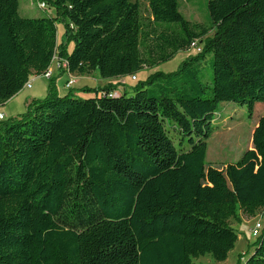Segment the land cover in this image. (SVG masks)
I'll return each mask as SVG.
<instances>
[{
    "label": "trees",
    "instance_id": "trees-1",
    "mask_svg": "<svg viewBox=\"0 0 264 264\" xmlns=\"http://www.w3.org/2000/svg\"><path fill=\"white\" fill-rule=\"evenodd\" d=\"M145 1L147 17L138 0H41L55 17L22 18L18 0H0V106L54 57L72 75L136 81L200 45L131 94L59 95L48 78L44 98L0 121V264L222 263L238 240L230 221L264 220V0H209V26L186 21L178 0ZM228 102L254 116L252 149L204 185L206 142ZM261 226L243 264H264Z\"/></svg>",
    "mask_w": 264,
    "mask_h": 264
},
{
    "label": "rangeland",
    "instance_id": "rangeland-1",
    "mask_svg": "<svg viewBox=\"0 0 264 264\" xmlns=\"http://www.w3.org/2000/svg\"><path fill=\"white\" fill-rule=\"evenodd\" d=\"M140 3V10L143 17H147V3L145 0H138ZM209 0H178L179 11L183 18L191 23H198L204 26H209L210 19L207 13V2ZM41 0H18V15L22 18H40V17H55V10L46 5V10H41L38 7V3ZM57 39L58 42L61 41L64 26L61 21L56 22ZM212 35V33H210ZM200 46V45H199ZM73 49V44L70 43L68 46V53ZM197 55L195 50H189L186 52L177 53L171 60L166 63L157 65L150 70L140 71L135 74L136 81H131L129 77L124 79H119L118 83H125L128 88L132 89L137 83L144 82L148 75L155 72H160L162 74H171L177 71L179 66L183 61L189 57H194ZM211 57L208 56L202 65V72L206 77L211 79ZM42 86L46 85L47 79L41 77ZM90 82L96 83L99 81H105L101 79L97 74L94 78L89 79ZM61 84L57 83L56 90L61 93ZM113 83V82H111ZM114 84V83H113ZM33 92L30 89H22V96L26 93L30 94ZM119 95V94H117ZM20 96V98L22 97ZM41 99V98H40ZM22 102V101H21ZM20 100L15 101L12 105L7 107L0 106V111L5 113V121L8 119L17 118L19 115L25 112L22 109V104ZM260 110V109H258ZM18 113V114H14ZM11 115V116H10ZM254 116L249 117L246 107L240 106L237 103H220L217 108V112L214 115L211 132L207 142H206V155H205V168L203 170V183L204 185L212 186V183L207 184V180L213 177V175L222 176L224 168L227 164L235 163L238 161L242 154L246 150L252 149L249 137L255 123L253 124ZM253 124V125H252ZM171 135L174 139V145L177 149H188L189 143L186 138H181L180 135ZM260 223L263 225L264 220H261L259 216L255 219L251 218L248 220L245 217H240L239 222L230 221V225L236 231L238 240L235 243L233 250L229 253L228 258L225 262L218 263L214 261L209 255L200 256L198 258L192 259L193 264H243L245 260L252 253L254 247L253 242L256 238L251 236L250 230L255 224Z\"/></svg>",
    "mask_w": 264,
    "mask_h": 264
},
{
    "label": "crops",
    "instance_id": "crops-1",
    "mask_svg": "<svg viewBox=\"0 0 264 264\" xmlns=\"http://www.w3.org/2000/svg\"><path fill=\"white\" fill-rule=\"evenodd\" d=\"M73 75L75 77V81L71 85V87L68 88V87H66V83L68 81L67 74L65 72H63L62 70H57L55 67H52V73H51L50 78H53L55 80L56 86H57V83L61 84V82H63L61 85V88H60L61 93L57 91L59 95H65L69 90H77L74 93V96L80 97V98H88V97H92L93 94H90V95L82 94V93H79L78 90H80L81 88H91V89H98L99 88L100 89V88L106 87L107 85L114 86L113 92L116 94H120V93L131 94V91L127 90L129 85L127 86L124 82L118 83L119 79L121 80L124 78H115V79H109V80H105V81H99L98 80L96 83H94V82H90L89 79L94 78L96 75L95 73H91L89 75H84V76H79L76 74H73ZM111 82H113L114 84ZM41 83H42L41 77L35 79L33 82H31V87L29 88L33 92H31L30 94L26 93L25 96L24 95L22 96L21 92L18 93L11 100H9L6 104H4V107L12 105L13 103H15V101L20 100V102L22 101L21 102L22 109L25 110L26 106L28 105V103L31 100L44 98L46 96L47 82H46V85H44V86H42ZM20 96H22V97L20 98ZM0 114H3V113L0 111ZM14 114H18V113H14ZM3 115H4V118H6L5 113ZM248 220H250V219H248Z\"/></svg>",
    "mask_w": 264,
    "mask_h": 264
},
{
    "label": "built area",
    "instance_id": "built-area-1",
    "mask_svg": "<svg viewBox=\"0 0 264 264\" xmlns=\"http://www.w3.org/2000/svg\"><path fill=\"white\" fill-rule=\"evenodd\" d=\"M38 7L41 10H46L45 9L46 5L44 3L39 2L38 3ZM190 50H195L197 53H199L200 52V47L198 46V43L197 42H192L190 44ZM52 67H55L57 70H62L63 72H65L67 74L68 81L66 83V87H68V88L71 87V85L75 81V77H74V75H72V74H70L68 72L67 62L63 61V60H59L58 58L54 57L52 62H51V65L46 70V72H44L41 76L32 75L29 78V80L24 84L23 89H29L31 87V82H33L35 79H37L39 77H44L46 79L50 78L51 73H52ZM131 80H135V78L132 77ZM4 119H5L4 115L0 114V121H3ZM261 227L262 226L260 225L259 222L257 224H255L254 227L250 230L251 236L254 237V238L257 237L259 232H260Z\"/></svg>",
    "mask_w": 264,
    "mask_h": 264
}]
</instances>
